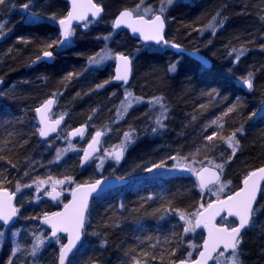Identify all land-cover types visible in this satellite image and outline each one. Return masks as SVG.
<instances>
[{
    "label": "trees",
    "instance_id": "16d2710c",
    "mask_svg": "<svg viewBox=\"0 0 264 264\" xmlns=\"http://www.w3.org/2000/svg\"><path fill=\"white\" fill-rule=\"evenodd\" d=\"M142 1L105 0L106 17L94 29H109L115 13L134 10ZM175 1L167 15V39L205 55L212 66L204 68L168 50L137 55L135 92L141 99L162 97L167 107L161 143L142 152L149 156L141 164L135 161L144 148L137 147L123 175L130 184L92 202L83 241L67 264H175L195 255L203 236L194 230L185 233L186 221L192 227L197 214L215 200L208 198L209 191H199L192 175L140 179L151 159L168 153L177 157L204 154L222 173L224 189L219 199L240 189L250 172L264 166V0ZM31 11L41 21L25 27L23 21ZM65 13L66 5L59 0H5L0 4V92L4 93L0 96V189L14 192L43 174L70 175L79 184L90 181L84 174L87 168H79L78 158L69 157L62 165L52 163L54 150L49 145L55 139L42 142L35 120L36 108L48 97L58 96L64 85H71V109L66 114L71 124L85 118L91 122L88 117L94 106L103 115L113 112L104 110V95H95L100 89L88 88L106 77L104 72L88 82L95 75L85 71V54L102 46L103 36L97 30L53 65H34L42 53L56 48L58 32L53 22ZM212 19H218L221 28L202 36L200 32ZM240 50L244 54L237 61ZM172 64L176 65L174 72L169 71ZM249 73L252 89L244 84ZM89 95L87 103L81 102ZM144 127L142 131L152 132L151 126ZM233 133L234 153L228 143ZM193 239L196 246L191 250ZM31 244L22 234L19 251L5 263L7 241L0 264H56L57 248H47L35 257ZM238 254L241 264H264V187Z\"/></svg>",
    "mask_w": 264,
    "mask_h": 264
},
{
    "label": "rangeland",
    "instance_id": "374dc122",
    "mask_svg": "<svg viewBox=\"0 0 264 264\" xmlns=\"http://www.w3.org/2000/svg\"><path fill=\"white\" fill-rule=\"evenodd\" d=\"M96 1L99 4H103L105 0ZM181 1L185 2L186 0ZM176 3L177 1L175 0H172L171 3H168L167 0H158L156 3L150 2L148 0H143L132 11L137 16H143L147 19H151L156 15H161L167 21V15L169 11ZM161 8H163V12H161ZM37 14V12L33 11L28 13L26 15V19L23 21L24 26L29 27L37 25L41 21ZM33 17H36L38 19L33 22ZM53 23L56 25V21H54ZM90 27L91 25H87L83 28L73 31L69 36L68 44L66 47H64V50L77 47V45L82 42L83 39L88 38L91 32L93 33V30H96L93 29L95 26L91 28ZM100 28V30H103L102 27ZM220 28L221 24H218V19H212L200 33L202 36H211ZM102 40V46L99 50L95 49L92 52L85 54L87 56L86 60L88 61L85 67V71H92L95 76L104 74V72H106V77L104 79H98L97 83L94 82L93 84L88 85V88L95 87V90H103L107 85H109V74H112L115 57L119 54L124 53L122 45L112 42L111 36L104 34ZM60 49L62 50V48ZM61 50H59V52ZM163 52H165L164 48L147 46L142 49L140 53L151 54ZM105 53L109 54L111 58L105 59L99 64L90 63L91 58H98V54L104 55ZM137 55L139 54L136 51L133 55L134 62ZM80 75L77 77V80L79 79V77H81ZM95 76L90 77L91 79L88 82H93L92 78H94ZM66 88L67 91H65ZM69 88H71V85H64L61 91L57 92L59 95L55 96L58 101L56 110L54 112V117L56 118L61 115H66L67 110L71 109L69 106L71 101ZM94 93L96 94V91H94ZM109 93L110 97H114L113 99H110V101L108 100V102H110L111 104L109 109H112L113 112L109 111V113L104 116L99 111H96L99 108L94 106V108L92 107V111H90V113L92 112L91 117L86 116L90 118L91 128L94 130L91 133H96L98 131L104 132L105 139L102 154L84 171L85 176H89L90 178V181L87 180L85 181V183H91L107 176H123L124 173H126L125 170L127 169V159L137 147L144 148L141 151V153H144V151L148 149L149 151L151 149L154 150L155 145H160L158 143H161L160 140H162L161 137L163 135L159 134L164 132L165 123L168 118L167 112L165 113L164 117H161L160 106L151 103L154 97L141 99V96L135 92L134 85L133 88L130 89H122L117 91L110 90ZM126 93H131V96L128 97L127 101L125 100ZM3 95L4 93L0 92V96L2 97ZM60 95L62 97H60ZM104 96H106V99L108 98L107 94H105ZM122 101H124L123 105L121 103ZM125 107L127 108L126 112L124 111ZM104 110L107 109L104 108ZM109 114L112 116L111 118L109 117ZM157 118L161 119L163 127L156 123ZM144 126H151L152 132L150 133L149 130L142 131L141 129ZM154 128L156 129L155 132H153ZM69 130L70 128L67 126L61 135L55 138V140L52 139L54 142L49 145V149L54 150L52 163L56 165H62V163L66 162V159L69 157L79 158L82 152L81 143H70L67 140V134ZM38 131L39 130L37 126V132ZM125 133H128V138L125 137ZM121 150H123V154L119 162H117L114 159V156ZM58 152L60 153L59 159H57ZM143 153L140 155V158H137V161H135L138 164H141V159H146L147 156H149H142ZM161 163H163V167L157 168L156 165H160ZM215 166L216 164H214L211 159L206 158L204 154L202 155L199 152L181 157L171 156V154L168 153L164 156H159L151 159V162L146 164L143 175L140 177V179L144 178L145 176L165 177L171 175H192L194 177L198 170L204 167L216 168ZM149 169H151V171H149ZM45 172L46 170L43 171V173ZM78 185H80L79 180H76L70 175L65 176V174H43L40 177L34 178L33 180L29 181L27 184L20 186L19 190H17V187L16 190H14V192L12 193L17 196L16 209H18V225L16 227L14 226L12 229H0V232H3V235L0 236V258L3 256L4 245L7 243V241H9L10 246L3 260L5 263H8L10 261V258L13 256V252H15L16 254L19 251L20 247L18 244L20 243L22 234L30 239L32 243V250L34 245L37 244V238L43 241V243L40 244L38 250L36 251L35 257L38 253L45 251L47 248H57L59 250V248H61V246L63 245L64 240L62 241V238L51 239L49 233L39 226L38 219L41 214L45 215V211L59 205L58 203L53 205L52 203H48L46 201V197L50 192L54 190L60 191L62 194H64V202L66 203L70 192ZM221 187H223L222 184L211 189L208 193V198L211 200L219 199L223 192V190L220 191ZM223 223L228 228L235 226V223L232 221ZM195 243L196 239H193L191 250L195 248ZM200 246L195 255L192 256L193 258L198 255ZM229 256L230 255L224 254L223 256L218 257L215 261V264H226ZM192 257L191 259H193Z\"/></svg>",
    "mask_w": 264,
    "mask_h": 264
},
{
    "label": "snow or ice",
    "instance_id": "6c2138e0",
    "mask_svg": "<svg viewBox=\"0 0 264 264\" xmlns=\"http://www.w3.org/2000/svg\"><path fill=\"white\" fill-rule=\"evenodd\" d=\"M5 0H0V4H3ZM172 0H168V3H171ZM25 9L28 8V4H25L23 6ZM82 9H86L87 11H91L92 16H98L99 13L102 11L101 8L97 7L95 4L91 3V0H88L87 5L84 4H78L76 0H73L72 3V10L68 12L67 17L59 20V25L62 29V35L64 37V40L61 41V43H66L67 38L71 35V22L73 20H83L86 18L85 11H82ZM161 12H163V8H161ZM132 11L125 10L120 13V17L117 18L115 21V26H120L122 23H127V26L132 28V31L139 32L140 35L145 40H154L157 43H160L161 41H164L162 30H163V20L158 15L154 19L151 20H145L143 16H139L136 21L132 23H128L127 20L124 18H128V20H131L132 18ZM33 22L36 21V17H33ZM264 19V17H262ZM222 23V21H221ZM3 25H0V28H2ZM164 43H168L167 41H164ZM175 48H179V45H172ZM233 51H237L233 49ZM244 54L243 50H240L237 52L236 59L239 60L240 56ZM44 56L51 57V52H45ZM111 58L109 54L105 53L104 55H99L98 58H91L90 63L93 64H99L103 62V60ZM119 61L116 68V80H121L127 83L128 80V65L130 63L128 57L123 55H118L115 57ZM123 69V70H122ZM169 71L174 72L176 71V65L172 64L169 66ZM244 84L249 89H252L253 87V80H252V73L248 74V78L244 80ZM102 87V85H101ZM131 96V93H126L125 100H128V97ZM53 103L52 100H48L46 102V105L44 106V109L47 108L48 105H51ZM122 105L124 104V101L121 102ZM151 103L157 104L160 106L161 113L160 116L164 117L165 113L167 112V107L163 103L162 97H156L154 98ZM130 106V101H129ZM37 113H42L41 108L36 109ZM124 111H127V108H124ZM231 111V109H229ZM41 123H43V119L41 120ZM58 124L59 121H56ZM156 123L163 127V123L160 118H157ZM50 131H55V128L49 129ZM156 129H153V132H155ZM237 131H240L238 129ZM77 133H81V130H77ZM39 134L41 136L48 135V130H45L44 128L39 129ZM76 134V133H74ZM101 135L100 132L96 133V136L99 137ZM125 137L128 138V133H125ZM235 138V133L232 134L231 137L228 139L229 147H233V141ZM95 139V138H94ZM208 140H212V136L207 137ZM91 147V145H90ZM235 152V147H233V153ZM123 154V150L118 152L114 159L119 162ZM60 158V153H57V159ZM89 158V153L85 152L84 154V161H87ZM83 163V162H82ZM157 168L163 167V163L160 165H156ZM217 167L222 168L221 165H217ZM151 171V169H149ZM207 171V170H205ZM213 176H215V179L218 181L219 176H216L215 173H213ZM260 180H264V168H260L257 171L250 172L248 176L245 177L243 184L244 187L236 192L234 195L229 196L227 200L221 201V207H227L229 210V215H234L239 218V224L238 226H234L231 228L227 227H221L217 228L214 224H212L209 227L208 222H204L202 219H197L196 224L192 227H188V224H191V221H186V226L184 227V232L188 233L189 231H193L196 226H199L202 222L205 223V227H209V238L204 243V251L200 253L201 259L196 262V264H206V260L210 256V252L216 251V249L222 244L224 246V251L220 252L219 255L223 256L225 252H228L229 249H231L230 256L228 260L226 261V264H241V261L239 259L238 254V246L241 243L240 239V233L241 229L245 228L247 225H249V222L252 217L253 213V202L256 199V191L259 185ZM43 183V182H41ZM100 184L99 181L96 182L95 185L91 186V188L86 190H81L80 196H77L76 192H73V201L69 205H65V212L63 213H53L51 217L45 218V223H48L51 225L52 229V236L56 237L58 232H66L69 233V239L68 243L66 245H62L60 248V254H59V264H65L66 258L70 252H72L73 248L76 247L77 241L80 240L81 236V230L84 226V212L87 208V194L95 191L97 186ZM205 183L203 178L201 177V188L203 189L205 187ZM19 190V187L17 188ZM223 190V187H221L220 191ZM58 195V194H56ZM56 195H53L52 198L56 199ZM211 210L213 208V205L208 206ZM18 209L12 206L11 204V196L4 194L3 196H0V221H3L4 225H7L9 221L12 220L14 216L17 215ZM218 213H211V215H216ZM205 214L200 213V217H203ZM181 219H185L184 216H181ZM3 235V232H0V236ZM43 241L37 238V244L34 245L32 250V255L35 256L36 251L38 250L40 244H42ZM15 252H13V255ZM138 264V262H137ZM181 264H184L183 261H181Z\"/></svg>",
    "mask_w": 264,
    "mask_h": 264
},
{
    "label": "water",
    "instance_id": "95a60500",
    "mask_svg": "<svg viewBox=\"0 0 264 264\" xmlns=\"http://www.w3.org/2000/svg\"><path fill=\"white\" fill-rule=\"evenodd\" d=\"M76 2L78 4L87 5L88 0H76ZM67 3L69 5V10H68V12H69V11L72 10L73 0H67ZM91 3L95 4L97 7L101 8L102 11L99 13L98 16L94 17V16H92L91 11H87L86 9H82V11H85V13H86V18L83 19V20H73L71 22V30L74 29V28L81 27L82 25L86 24L87 22H89L91 20L100 21L101 19H103L104 12H105L103 7L101 5H98L94 0H91ZM121 12H123V11H121ZM120 13L114 19V22H113L114 29H116V30H120V29L126 30L129 33V35H130V37L132 39H134V40L139 42L141 47L154 46V47L158 48L160 46H163V47H166L168 51H170V52H172L174 54L186 56L187 58H189L190 60L198 63L199 65L203 66L204 68H207V69L211 68L212 63L205 55L199 53L198 51H187V50H184L180 46H179V48H175V47L172 46L174 43H169L168 42V40H167V25H166V21H165L164 17H162L161 15H159V16L163 20L162 35H163L164 41H167L168 43H164V41H161L160 43H157L154 40H145L140 35L139 32H135L134 33L132 31V28L127 26V23H122L118 27L115 26V21L117 20L118 17H120ZM156 16H158V15H156ZM66 17H67V15H66ZM138 17L139 16L136 17L133 14L131 20H128V18H124V19L127 20L128 23H132V22L136 21ZM155 17H153L152 19H154ZM143 18L145 20H151V19H147L145 17H143ZM57 28H58L61 36H62V41H63L64 37L62 35V29H61V26L59 25V21L57 22ZM123 56L128 57L127 55H123ZM128 59H129L130 63L128 65V80H127V83H125L124 81L115 79L116 68H117V64L119 63V61L116 59L115 60L114 73H113V80H112L113 84H120V85H124L125 87H127L131 83V79L133 77V61L130 59V57H128ZM54 62H55V57L52 54L51 57L43 56L42 58H40L38 61L35 62V65L42 64V63L53 64ZM2 86H3V82L0 81V90H1ZM49 100H52L53 103L51 105H48L46 109H44V106L46 105V102L48 100L44 101L41 105H39L37 107V108H41L42 109V113H37V111L35 110V119H36V122H37V125H38V130L41 129V128H44L45 130H48V135H46V136H41L39 134V131H38L39 139L42 142H47V141H49V140H51L53 138L58 137L59 133H60V130L63 127V122H64V120L62 118H59V119L54 120V121L51 119V114L55 110L56 100L54 98H50ZM42 119H43V123H41ZM56 121H59V123L57 124ZM51 128H55V131H50L49 129H51ZM78 129L81 130L82 134L77 133ZM87 130H88L87 126H80V127L76 128V129L70 131L68 133L67 139L70 142H77V141L81 140L84 137V135L87 132ZM74 133H76V134H74ZM102 141H103V134L102 133H101V135L99 137H97L96 134L92 137V139L89 142V144L83 150L82 156L80 158V168L81 169L85 168L93 159H95L100 154ZM90 145H91V147H90ZM85 152L89 153V158H88L87 161H84ZM260 168H264V166H262ZM260 168H258V169H260ZM258 169L254 170V171H257ZM205 170H207V171H205ZM213 173H215L216 176H219V180L218 181L215 179V176H213ZM201 177L203 178L204 183L206 185L203 189L201 188ZM194 179H195V182L197 184V187H198L199 191L204 194V193L208 192L210 189L218 186L221 183V181H222V173L220 172V170H218L216 168L204 167V168H202V169H200V170H198L196 172V174L194 176ZM97 181H99L100 184L97 186L96 190L87 194V208H86V210L84 212V226H83V229L81 230L80 240L77 241L76 247L73 248L72 252H70L68 254V256L66 258V261H65V264L68 263V261L74 255V253L79 249V247H80V245H81V243L83 241L85 226H86V222H87V216H88L89 209H90V206H91L92 202L94 200L102 197L107 192L115 191V190L124 188L127 185H129V183H130V180L127 179V178H105L104 177V178H100V179H98V180H96V181H94L92 183L81 184V185L76 186L75 188L72 189V191L70 193V196H69V199L65 203V205H69V204L72 203V201H73V195H72L73 192H76L77 196H80L81 190H86V189L91 188V186L95 185ZM263 186H264V180H260L258 188H257V191H256V199L253 202V213H252L251 220L249 222V225H247L245 228L241 229L240 239H242V237L244 236V234L246 233V231L248 230V228L250 227V225L252 223L253 214H254V211H255V209L257 207V204H258L259 197H260V194L262 192ZM243 187H244V184L242 182L240 189H238L237 191L233 192L232 194L228 195L225 198H222L220 200H216V201L211 202L210 204L213 205V208L210 210L209 207H208L210 205L209 204L207 207H205L203 210H201L197 214L193 225L196 224V220L197 219H202L204 222H208L209 227L212 224H214L217 228L227 227V226L222 224V222H224V221H234L235 222V226H238L239 218L234 216V215H229L228 208L226 206L225 207H221L220 202L224 201V200H227V198L229 196L234 195L236 192L240 191ZM4 194H7V195L11 196V204H12L13 207L16 208L17 196L14 193H12V192H10L8 190H0V196H3ZM56 194H58V195H56ZM53 195H56V199L52 198ZM62 196L63 195H62V193H60V191L54 190V191L50 192L47 195L46 200L48 202L56 204V203H59V201L61 200ZM65 205L56 213L65 212ZM200 213H204L205 215L203 217H200ZM211 213H218V214L213 216V215H211ZM51 216L52 215L47 216V217H51ZM45 218L46 217H42V218L39 219L40 227L45 229L47 232H49L51 239H57L58 237L64 238L63 245H66L68 243L69 233L61 231V232L57 233L56 237H53L52 236L51 225L44 222ZM17 222H18V212H17V215L14 216L12 218V220L9 221V223L7 225H4L3 221H0V225H2L5 228L10 229V228H13L17 224ZM204 222H202L199 226H196L194 228L195 233L201 234L203 236V240H202V243H201V246H200V251H199L198 255L195 258H193L192 260H190V261L182 260L184 262V264H196V262L201 259L200 253L205 250L204 249V243L209 238V227H205V223ZM223 251H224V246L221 244L216 249V251L210 252V256L206 260V264H214V261L219 256V253L223 252ZM230 253H231V249H229L228 252H225L224 254L230 255ZM59 254H60V249L58 251V257H57L56 264H59ZM175 264H181V261H178Z\"/></svg>",
    "mask_w": 264,
    "mask_h": 264
},
{
    "label": "flooded vegetation",
    "instance_id": "af4514ba",
    "mask_svg": "<svg viewBox=\"0 0 264 264\" xmlns=\"http://www.w3.org/2000/svg\"><path fill=\"white\" fill-rule=\"evenodd\" d=\"M59 1H62V2H64L65 3V5H66V13L63 15V16H61L59 19H57L56 20V25H55V28H56V30H57V32H58V41H57V46H56V48L55 49H52V50H50V51H48V52H51L52 54H53V56L55 57V62L56 61H58V59L59 58H62V57H64V56H66V54H68V53H70L71 51H73L74 49H76V47H74V48H72V49H67V50H64V47H66L67 46V44H68V39H69V37L67 38V42L66 43H61V41H62V36H61V34H60V32H59V30H58V28H57V22L60 20V19H62V18H64V17H66V15H67V13H68V10H69V5H68V3H67V0H59ZM96 3H97V1L96 0H94ZM98 5H101L102 7H103V9H104V17H103V19H101L100 21H94V20H91V21H89V22H87L86 24H84V25H82L81 27H78V28H74V29H72L71 30V33L73 32V31H76V29H80V28H83L84 26H89V25H91V27H94V26H99V25H102L103 24V21H104V19H105V17H106V9H105V7L103 6V4H99V3H97ZM122 11H124V10H122ZM130 11H132V10H130ZM121 11H119V12H117V13H115L114 15H113V17L110 19V27H109V29H106V30H100V29H96L98 32H97V35L98 34H102V36H104V34H107V35H109V36H111V38H112V42H115V43H117V44H121L122 45V47H123V49H124V53H122V54H119V55H127L128 57H130V59L133 61V77H132V79H131V83L127 86V87H125L124 85H120V84H113V82H112V80H113V73H114V68H115V61H114V67H113V70H112V74L110 75V82H109V85H107L103 90H100V92L99 93H96V94H98V95H100V96H103V95H105V94H107V96H108V98L109 99H113L114 97H110V90L112 91H117V90H122V89H130V88H133V81H134V74H135V62H134V60H133V55H134V53L137 51L138 52V54H140V52L142 51V49H144L145 47H147V46H145V47H141L140 46V44H139V42L138 41H136V40H134V39H132L131 37H130V35H129V33L126 31V30H123V29H120V30H116V29H114V27H113V22H114V19L116 18V16L120 13ZM132 13L134 14V12L132 11ZM136 17H137V15L136 14H134ZM90 27V28H91ZM94 29V28H93ZM96 30H93V33H94V31H96ZM91 34H92V32H91ZM90 34V35H91ZM169 41V40H168ZM102 43V42H101ZM60 48H62V50L60 49ZM100 49V47L98 48V50ZM59 50H61L60 52H59ZM118 56V55H117ZM38 60H39V58H38ZM37 60V61H38ZM116 60V59H115ZM54 62V63H55ZM53 63V64H54ZM43 65H47V66H51V65H53V64H48V63H42ZM38 65H40V64H38ZM98 76L99 75H96L95 76V79H97L98 78ZM105 76H106V74H105ZM98 80V79H97ZM95 94V95H96ZM106 97V96H105ZM104 97V98H105ZM50 98H54L55 100H56V106H55V110H56V107H57V103H58V101H57V99H56V97L54 96H50V97H48L46 100H49ZM91 98V96L89 95V96H87L86 97V99L85 100H81V102H83V103H87V101H88V99H90ZM104 99L103 100V102H104V105L106 104V106H103V108H106L107 110H112V109H108L109 107H110V105L111 104H109L110 102H108V100L109 99ZM46 100H44V101H46ZM105 100H107V101H105ZM43 101V102H44ZM42 102V103H43ZM41 103V104H42ZM40 104V105H41ZM55 110L53 111V113L51 114V119L54 121V120H57V119H59V118H62L63 120H64V122H63V127L61 128V130H60V133H59V135H61L62 134V132L66 129V127L68 126L69 128H70V130L68 131V133L70 132V131H72V130H74V129H76V128H78V127H80V126H87V128H88V130H87V132L85 133V135H84V137L81 139V140H79V141H77V142H70V143H81L82 144V152H81V154H80V156H79V166H80V158H81V156H82V153H83V150L85 149V147L89 144V142L91 141V139H92V137L97 133H91L92 131H94L92 128H91V122L90 121H88L87 120V118H85V119H81V120H76V122L75 123H73V124H71V121L69 120V118H68V116L67 115H61V116H59V117H54V112H55ZM114 112H115V109H114ZM88 113V112H87ZM87 116H88V114H87ZM104 116H106V115H104ZM98 132H100V131H98ZM100 133H102L103 134V141H102V145H101V151H100V154L95 158V159H93L85 168H83V169H81V170H84V169H86L87 167H89V165L93 162V161H95L96 159H98L99 157H100V155L102 154V151H103V145H104V139H105V134H104V132H100ZM92 134V135H91ZM67 136H68V134H67ZM57 138V137H56ZM53 139H55V138H53ZM52 140V139H51ZM51 140H49V141H51ZM48 142V141H47ZM80 168V167H79ZM105 178H124L123 176H119V175H116V176H107V177H105ZM63 196H62V198H61V200L59 201V205L58 206H54V208L56 207V210L54 211V212H52V213H50V212H47L45 215H43V216H40L39 217V219L40 218H42V217H47V216H50V215H52L53 213H56V212H58L64 205H65V202H64V198H65V196H64V194H62ZM70 195V194H69ZM69 199V198H68ZM68 201V200H67ZM48 203H50V202H48ZM53 204V203H52ZM57 204V203H56ZM53 205H55V204H53ZM39 219H38V223H39ZM16 226V225H15ZM45 230V229H44Z\"/></svg>",
    "mask_w": 264,
    "mask_h": 264
},
{
    "label": "bare ground",
    "instance_id": "6f19581e",
    "mask_svg": "<svg viewBox=\"0 0 264 264\" xmlns=\"http://www.w3.org/2000/svg\"><path fill=\"white\" fill-rule=\"evenodd\" d=\"M43 56H44V53H42V54L40 55L39 59L42 58ZM35 120H36V119H35ZM36 123H37V122H36Z\"/></svg>",
    "mask_w": 264,
    "mask_h": 264
}]
</instances>
